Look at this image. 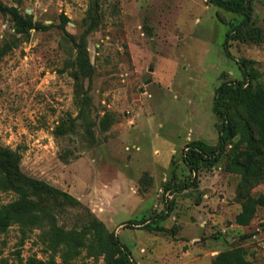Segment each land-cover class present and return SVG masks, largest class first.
<instances>
[{"label": "rangeland", "instance_id": "1", "mask_svg": "<svg viewBox=\"0 0 264 264\" xmlns=\"http://www.w3.org/2000/svg\"><path fill=\"white\" fill-rule=\"evenodd\" d=\"M1 1L49 26L20 42L10 17L0 13V52L16 44L0 56V146L20 154L24 175L81 203L53 207L57 224L79 231L92 213L116 237L126 264H211L234 247L264 264V207L249 225L237 226L239 176L225 170L224 156L192 172L182 155L191 142L218 143L214 95L223 83L243 81L237 60L253 61L263 73L264 0L252 1L251 29L240 35L242 16L209 0ZM90 7L99 25L87 36L93 72L83 82L89 104L80 113L67 64ZM61 14L69 20L64 28ZM229 32L239 36L229 41L232 57L224 51ZM105 115L112 122L103 131ZM253 194L264 195V183ZM15 198L0 190V206ZM160 214L167 217L158 220ZM33 260L105 263L86 250L64 263L37 228L23 236L13 225L0 235V264Z\"/></svg>", "mask_w": 264, "mask_h": 264}, {"label": "trees", "instance_id": "2", "mask_svg": "<svg viewBox=\"0 0 264 264\" xmlns=\"http://www.w3.org/2000/svg\"><path fill=\"white\" fill-rule=\"evenodd\" d=\"M253 0H209L219 9L239 14L243 20L235 31L240 35L246 28L251 29ZM0 13L10 17L18 41L26 42L32 30L46 31L49 26L34 22L31 16L22 15L17 8L5 5L0 0ZM60 27L69 21L60 15ZM86 26L78 38H72L75 58L70 60L67 68L73 70L74 102L83 112L89 104V97L83 90V82L91 78L93 66L87 49V36L97 30L99 16L90 7L84 18ZM234 32V31H233ZM229 32L225 36L224 51L230 56L229 41L239 39ZM8 45L2 49L0 56L14 48ZM255 62L237 60V65L244 79L235 83L221 84L214 95L213 107L220 120L219 138L215 146H206L199 141L191 142L183 150V162L192 171L201 167H212L224 156L225 170L239 176L237 199L241 204L239 213L234 218L237 226H247L255 217L260 207H264V195H254L253 190L264 183V71H254ZM262 81H256L257 78ZM112 119L105 115L100 126L103 131L109 129ZM58 135L63 134V127L56 128ZM20 154L0 146V190L12 192L16 198L0 206V235L11 226L17 225L24 236L32 229H40L41 236L52 255L59 254L64 263H68L86 250L90 257H103L104 264H126L127 259L116 237L108 232L104 224L88 212V222L81 230H63L57 224L53 207L78 208L81 203L69 193L55 188L41 180L24 175L19 166ZM167 214H160L158 220H164ZM161 229V228H158ZM118 257L116 258V256ZM32 264H45L32 261ZM211 264H252L246 257V250L234 247L218 253Z\"/></svg>", "mask_w": 264, "mask_h": 264}]
</instances>
